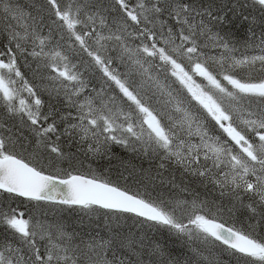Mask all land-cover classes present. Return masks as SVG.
<instances>
[{
    "label": "snow or ice",
    "instance_id": "obj_1",
    "mask_svg": "<svg viewBox=\"0 0 264 264\" xmlns=\"http://www.w3.org/2000/svg\"><path fill=\"white\" fill-rule=\"evenodd\" d=\"M0 264H264V0H0Z\"/></svg>",
    "mask_w": 264,
    "mask_h": 264
}]
</instances>
